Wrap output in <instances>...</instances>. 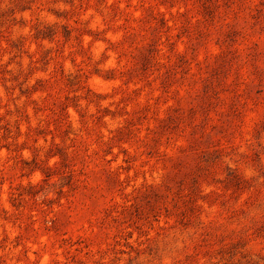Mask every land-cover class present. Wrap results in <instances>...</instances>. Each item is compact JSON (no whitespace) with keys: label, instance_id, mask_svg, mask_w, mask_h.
<instances>
[{"label":"rangeland","instance_id":"1","mask_svg":"<svg viewBox=\"0 0 264 264\" xmlns=\"http://www.w3.org/2000/svg\"><path fill=\"white\" fill-rule=\"evenodd\" d=\"M0 264H264V0H0Z\"/></svg>","mask_w":264,"mask_h":264}]
</instances>
